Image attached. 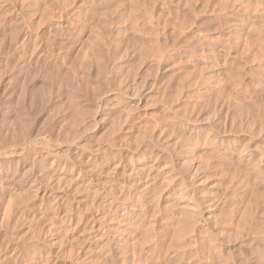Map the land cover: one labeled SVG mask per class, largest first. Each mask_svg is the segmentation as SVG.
Returning <instances> with one entry per match:
<instances>
[{
  "label": "rangeland",
  "instance_id": "obj_1",
  "mask_svg": "<svg viewBox=\"0 0 264 264\" xmlns=\"http://www.w3.org/2000/svg\"><path fill=\"white\" fill-rule=\"evenodd\" d=\"M0 264H264V0H0Z\"/></svg>",
  "mask_w": 264,
  "mask_h": 264
}]
</instances>
